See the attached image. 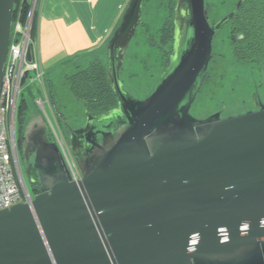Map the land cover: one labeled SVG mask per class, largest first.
<instances>
[{"label":"water","instance_id":"95a60500","mask_svg":"<svg viewBox=\"0 0 264 264\" xmlns=\"http://www.w3.org/2000/svg\"><path fill=\"white\" fill-rule=\"evenodd\" d=\"M145 0H129L106 45L114 107L67 125L81 178L71 180L40 114L23 128L30 205L0 210V264H264V105L199 119L190 109L212 42L205 0H175L167 66L136 99L123 88L125 52ZM14 0H0V88Z\"/></svg>","mask_w":264,"mask_h":264},{"label":"rangeland","instance_id":"374dc122","mask_svg":"<svg viewBox=\"0 0 264 264\" xmlns=\"http://www.w3.org/2000/svg\"><path fill=\"white\" fill-rule=\"evenodd\" d=\"M234 2L235 0H206L210 10L218 13L216 18L231 8ZM174 3L175 0H145L142 5L141 23L137 26L126 49L120 72L124 90L136 99H143L150 94L166 67V59L158 46H161L160 30L167 18L172 16ZM228 33L229 28L225 26L213 40L212 54L215 60L218 59L220 66L216 70L217 73L212 75L216 74L211 81L214 84H204L197 94L196 101L190 109L191 115L195 118H205L219 109L223 110L222 117L238 115L250 107L249 96L258 75L249 65L239 64L233 59ZM164 48H168V45ZM99 56L106 62V50L99 53ZM60 69L51 86L48 75L45 74L43 84L30 83L26 85L25 92L32 104L33 112L40 114L35 102L41 97L38 96V91H42L44 86L50 88L60 112L56 113L59 123L67 135V125L72 128L80 127L84 123L85 115L82 103L74 98L68 86L67 77L74 72L73 66L60 67ZM219 73L222 74L220 78H218ZM47 112L50 114L48 109ZM24 178L27 188L33 194L25 175Z\"/></svg>","mask_w":264,"mask_h":264},{"label":"built area","instance_id":"2783aa9c","mask_svg":"<svg viewBox=\"0 0 264 264\" xmlns=\"http://www.w3.org/2000/svg\"><path fill=\"white\" fill-rule=\"evenodd\" d=\"M40 3L41 0L14 2L8 53L0 88V210L19 202L30 205L32 200V193L26 186L17 141V109L26 85L44 82V72L34 53L35 22ZM35 102L47 124L48 139L57 146L71 180L77 181L81 174L49 96L44 93Z\"/></svg>","mask_w":264,"mask_h":264},{"label":"crops","instance_id":"0c3cea01","mask_svg":"<svg viewBox=\"0 0 264 264\" xmlns=\"http://www.w3.org/2000/svg\"><path fill=\"white\" fill-rule=\"evenodd\" d=\"M128 1L41 0L35 22L34 53L44 75H48L49 86L59 75L60 67L72 65L75 69L89 64L94 58L100 59L99 53L106 50L107 41L120 22ZM38 92L41 97L44 93L52 94L45 86ZM53 101L51 104L55 108L54 98Z\"/></svg>","mask_w":264,"mask_h":264},{"label":"trees","instance_id":"16d2710c","mask_svg":"<svg viewBox=\"0 0 264 264\" xmlns=\"http://www.w3.org/2000/svg\"><path fill=\"white\" fill-rule=\"evenodd\" d=\"M14 2L16 3L17 0H14ZM234 21L237 25V32H244L245 40L238 41L232 46L233 57L236 60L248 64L250 63L249 59L263 51L256 36L260 33L264 35V0H245L244 5L235 16ZM172 31L173 23L171 16L167 18L160 30L161 46H158V48L160 47L162 49L161 53L166 59V66L172 46ZM232 37L234 40V36ZM165 45H168V48H164ZM214 57L212 54L207 70L202 77L200 89L204 84H214L211 81L213 80L212 77H215L216 74L214 76L212 75L215 72L217 73L216 70L220 66L217 62L218 59L215 60ZM106 70V62L97 58L85 66H76L74 72L67 77L69 90L74 98L80 101L82 106L85 103V107L92 114L104 112L114 107L117 103L116 96L108 81ZM220 77H222L221 73L218 75V78ZM25 89L23 90L17 109V141L19 148L22 142L23 128L35 115ZM53 98V94H49L50 101H53ZM55 110L56 113H60L56 106ZM34 191L37 192L36 189Z\"/></svg>","mask_w":264,"mask_h":264},{"label":"flooded vegetation","instance_id":"af4514ba","mask_svg":"<svg viewBox=\"0 0 264 264\" xmlns=\"http://www.w3.org/2000/svg\"><path fill=\"white\" fill-rule=\"evenodd\" d=\"M237 1L238 0H235L234 5L231 8H229L226 12H224L218 18L215 17L218 13L216 14V13H214V11L210 10L208 4L206 3L207 14L211 20V23L216 22L217 20H219L220 18H222L226 14L233 11ZM244 2H245V0H242L241 5H240L237 13L231 19L226 21L220 28V30H222L225 26H228V28H229L228 38L230 39L231 51H232V46H234V44H236V42H238V41L240 42V41L245 40L244 32H239V31L237 32V25H236V22L234 21L235 16L240 12V9L244 5ZM219 31H218V33H219ZM232 36H234V40H233ZM256 39L259 41V45L262 47L263 51L261 53H257V55H255L251 59H249L250 63H248V64L243 63L239 60H236L233 57V59L236 60L237 63L242 64V65H249V67L258 75V79L255 80L253 85H252V92L249 96L250 107L246 111H255L260 107V105H264V35H262L260 33L256 36ZM212 44H213V42H212ZM256 45H258V44H256ZM232 56H233V51H232ZM209 87H210V85H209ZM222 113H223V110L221 111V114H220L221 117H222ZM35 187L36 186H31L32 192L36 189Z\"/></svg>","mask_w":264,"mask_h":264}]
</instances>
